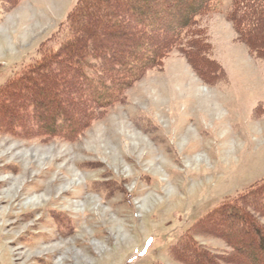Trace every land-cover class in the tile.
Here are the masks:
<instances>
[{
  "label": "rangeland",
  "instance_id": "1",
  "mask_svg": "<svg viewBox=\"0 0 264 264\" xmlns=\"http://www.w3.org/2000/svg\"><path fill=\"white\" fill-rule=\"evenodd\" d=\"M76 2L18 0L8 11L0 2V85L38 58L43 42L59 45ZM231 2L214 0V9L198 16L200 39L172 51L161 68L147 70L84 126L74 124L77 129L65 134L77 116L59 119L62 134L47 137L42 128L52 120L40 112L30 117L26 110L23 121L30 130H0V180H7L0 192L25 173L14 215L0 214V264H185L176 252L191 233L202 247L230 250L209 216L264 179V58L238 38L227 16ZM116 24L111 46L126 52L133 38L125 24ZM106 29V23L99 25L98 36ZM254 37L264 38V20ZM2 111L0 121L6 119ZM48 185L52 192L44 195ZM29 188L33 195L26 194ZM40 195L45 203L61 197L39 211L25 206ZM85 208L95 209L90 225L93 212ZM10 223L17 226L5 238ZM73 223V231L63 230ZM81 229L93 236L71 243L70 255L42 251L49 237H79Z\"/></svg>",
  "mask_w": 264,
  "mask_h": 264
},
{
  "label": "trees",
  "instance_id": "2",
  "mask_svg": "<svg viewBox=\"0 0 264 264\" xmlns=\"http://www.w3.org/2000/svg\"><path fill=\"white\" fill-rule=\"evenodd\" d=\"M17 1L0 0L4 11ZM194 1L126 0L111 6L110 0H77L63 22L60 31L66 36L59 45L43 42L38 58L0 85V111L7 119L0 121V130H30L23 121L26 110L30 117L40 112L52 120L48 129L42 128L47 137L62 134L59 119L77 116V123L68 125L65 134L84 126L147 70L161 68L163 59L172 51L188 49L191 42L202 37L197 29L198 16L208 15L214 9V0L192 4ZM251 2L232 0L227 16L248 50L264 58V38H251L264 20V4ZM116 22L125 24L133 38L126 52L117 53L111 46ZM102 23L108 29L100 37L97 32ZM241 23L244 25L239 30ZM73 101L82 102L84 109L74 111ZM31 131L30 134L38 132ZM209 217L215 221L216 234L230 250L218 253L202 247L191 233L176 252L185 264H264V179L225 201Z\"/></svg>",
  "mask_w": 264,
  "mask_h": 264
},
{
  "label": "bare ground",
  "instance_id": "3",
  "mask_svg": "<svg viewBox=\"0 0 264 264\" xmlns=\"http://www.w3.org/2000/svg\"><path fill=\"white\" fill-rule=\"evenodd\" d=\"M137 144H140V142H138ZM24 172H26V173H28V170H24ZM25 175V173H23L22 174V176L21 177H18V178H16V179H14L13 181H12V183H11V185H10V187L8 188V190H7V192H0V214L2 215L1 217L2 218H4V219H7L8 217H10L11 218V215L13 214L12 213V211L15 209V208H17V206H19L20 205V203L18 202V201H20L19 199L21 198L22 199V190L19 192V188H20V185H21V180H22V178L23 177H25L24 176ZM5 183H7V180L6 179H2V180H0V185H5ZM49 186V185H48ZM0 187H2V186H0ZM34 188V187H33ZM30 189V188H29ZM35 189V188H34ZM34 189H30V190H26L27 192H26V194L29 196V195H33L35 192L33 191ZM24 190V191H25ZM9 192V193H8ZM51 192H52V190H51V188H50V186L48 187V188H46L45 189V191H44V195H46V194H51ZM22 193V194H21ZM25 194V195H26ZM24 195V194H23ZM44 195H40V196H38L37 198H32L30 201H28L27 203H25L26 205L25 206H34L35 208H36V210L38 209V208H42L43 206L45 207V206H47V204H49V203H51V202H55V201H57V200H59L60 199V197H61V195L60 196H58V197H54V198H52V199H50V200H48L46 203H45V201H46V198H45V196ZM67 195V194H66ZM6 196H10V197H6ZM34 197H36V195L34 196ZM89 198V197H88ZM91 198V197H90ZM90 198H89V200H90ZM92 199V198H91ZM7 203L9 206H10V213L8 212H6V210H5V207L3 206V204L4 203ZM92 204V202H90V205ZM7 205V206H8ZM22 206H24V205H21L20 206V208H22V209H24V207H22ZM26 207V208H27ZM50 210V209H49ZM94 208L92 209V208H90V209H86L85 208V212L86 211H90V212H93V217L91 218V219H89L88 221H87V225H90V224H92L93 223V219H95L96 220V217L94 216ZM97 210H98V214L101 216V217H103L104 219H105V217H106V211L105 210H101V208H100V206L97 208ZM37 211H39V210H37ZM41 211V210H40ZM48 211V210H47ZM52 211V210H51ZM51 211H49V212H51ZM14 212V211H13ZM14 215V214H13ZM2 220V219H1ZM9 220V219H8ZM17 223V222H16ZM15 223V224H16ZM15 224H7V227H10V229L9 230H7V233H5V234H3V237H10L12 234H13V230H14V228H16V226L17 225H15ZM115 226H116V224H115ZM73 228H74V223H73V227H65V228H63V230H65V229H67V230H70V231H73ZM80 229V228H79ZM69 231V232H70ZM81 235L79 236V237H77V235L75 236H71V240L70 239H62V240H60V241H56V239L55 238H52V237H49L50 238V240H48L47 241V245L44 247L43 246V250L42 251H46V249L49 251H57V250H65L66 252H65V254H67V255H70V248H71V243H73L74 242V244L76 245V244H84V243H86L85 242V238L89 235L90 237L91 236H93V234L92 233H88L86 230H83V229H81ZM125 231V230H124ZM66 234L68 233V231H64ZM85 232V233H84ZM47 233V232H46ZM52 235V234H51ZM50 235V236H51ZM69 236V235H68ZM8 237V238H9ZM43 239V238H42ZM48 239V238H47ZM59 239V238H58ZM44 240V239H43ZM15 241L14 240H12L11 241V245L14 243ZM42 242V241H41ZM45 242H46V240H45ZM16 244V243H15ZM14 248V247H13ZM40 248H42V247H40ZM18 251V250H17ZM21 250H19V252H20ZM48 253H50V252H48ZM84 253V252H83ZM75 254V253H74ZM17 255L18 256H20V259L23 257L22 255H21V253H17ZM79 261V260H78Z\"/></svg>",
  "mask_w": 264,
  "mask_h": 264
}]
</instances>
